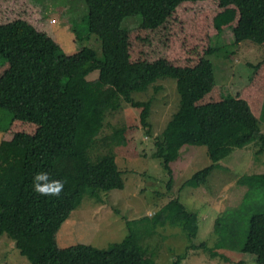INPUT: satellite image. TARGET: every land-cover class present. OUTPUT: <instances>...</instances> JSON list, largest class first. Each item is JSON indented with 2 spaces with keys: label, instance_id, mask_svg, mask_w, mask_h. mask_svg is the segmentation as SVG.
I'll return each instance as SVG.
<instances>
[{
  "label": "trees",
  "instance_id": "trees-1",
  "mask_svg": "<svg viewBox=\"0 0 264 264\" xmlns=\"http://www.w3.org/2000/svg\"><path fill=\"white\" fill-rule=\"evenodd\" d=\"M15 1L0 0V107L12 112L0 141V236L7 232L31 264H157L131 231L108 247L85 242L61 247L57 234L87 194L100 197L125 187L116 152L140 155L134 132L140 125L150 132L151 126V100H138L133 92L149 91L158 79L176 80L180 103L156 137L154 156L170 175L185 144L206 145L212 159L184 185L206 183L234 147L256 139L264 146L259 121L264 58L251 63L248 84L226 95L209 57L217 50L212 38L227 28L237 43L264 46V0H85L88 32L101 40V53L88 45L65 51L42 8L20 0L25 12L8 10ZM208 2L215 7L199 11ZM138 14L141 23L126 27L125 19ZM96 70L98 76L89 79ZM123 102L140 108L138 122L108 119ZM109 126L112 133L101 137ZM101 144L109 151L94 156ZM40 172L64 182L59 196L33 190ZM251 179L264 184V173ZM150 221L154 228L179 226L190 237L198 233V211L178 196ZM242 250L264 264V212L251 215ZM183 258L177 255L170 264H182Z\"/></svg>",
  "mask_w": 264,
  "mask_h": 264
},
{
  "label": "rangeland",
  "instance_id": "rangeland-1",
  "mask_svg": "<svg viewBox=\"0 0 264 264\" xmlns=\"http://www.w3.org/2000/svg\"><path fill=\"white\" fill-rule=\"evenodd\" d=\"M31 2L42 8L47 24L57 31L56 38L65 51L76 52L88 45L101 53V40L88 32L89 7L85 0ZM212 7L215 3L208 2L198 9L209 10ZM10 9L25 12L20 0L12 3ZM141 19V14L129 16L124 24L135 28ZM212 44L217 49L209 56L214 63L215 80L226 95H235L248 84L254 69L251 63L264 58V46L250 40L235 42L231 28L215 35ZM98 74L96 70L88 78L94 79ZM157 85L160 87L156 88ZM133 96L138 100H151V126L150 132L141 125L134 132L140 155L127 157L116 152L118 164L124 170L125 187L102 191L100 197L87 194L58 231L59 246L85 242L108 247L122 241L131 231L138 236L143 250L154 253L157 264L173 263L180 254L184 255L182 264H261L255 254L243 251L242 245L249 232L251 215L264 212V184L251 179L264 173L262 141L256 139L243 147H234L219 161V166L212 171L206 183L198 187L184 185L212 159L206 145L185 144L179 158L171 164L173 174L170 175L161 160L154 156L156 137L179 108L176 80L170 77L158 79L149 91H135ZM139 116L140 108L123 102L122 107L108 119L112 124L128 118L138 122ZM11 119L12 112L0 107V141ZM259 121L264 132V105ZM112 131V126L105 127L100 136ZM108 151L109 147L101 144L93 155ZM177 196L198 211L196 237H190L188 231L179 226L154 228L150 221L152 213ZM15 243L7 232L0 236V264H31Z\"/></svg>",
  "mask_w": 264,
  "mask_h": 264
},
{
  "label": "clouds",
  "instance_id": "clouds-1",
  "mask_svg": "<svg viewBox=\"0 0 264 264\" xmlns=\"http://www.w3.org/2000/svg\"><path fill=\"white\" fill-rule=\"evenodd\" d=\"M64 182L50 179L44 172L37 173L33 177V190L42 196H59L63 191Z\"/></svg>",
  "mask_w": 264,
  "mask_h": 264
}]
</instances>
